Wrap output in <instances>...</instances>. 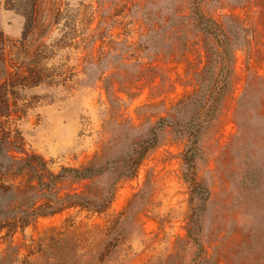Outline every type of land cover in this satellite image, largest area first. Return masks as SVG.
<instances>
[{"label":"rangeland","instance_id":"374dc122","mask_svg":"<svg viewBox=\"0 0 264 264\" xmlns=\"http://www.w3.org/2000/svg\"><path fill=\"white\" fill-rule=\"evenodd\" d=\"M0 35V187L53 211L0 264H264V0H0Z\"/></svg>","mask_w":264,"mask_h":264},{"label":"trees","instance_id":"16d2710c","mask_svg":"<svg viewBox=\"0 0 264 264\" xmlns=\"http://www.w3.org/2000/svg\"><path fill=\"white\" fill-rule=\"evenodd\" d=\"M211 26L207 29L209 34L217 36L219 40V44H221V51L219 53H213V56H217L219 58V69L214 68L213 62H210L208 69L202 75L201 83L203 84V90L196 97V106L201 115L203 110L206 109L207 115H212L217 109L218 104L220 103V99L222 98L226 86H227V78L230 73V46H238L239 43L236 42V37L230 39V35L226 32L224 27L215 25L211 22ZM1 36V35H0ZM215 63V61H214ZM244 98H242L243 101ZM244 105L241 104L240 110L238 111V117L242 115ZM187 105H182L180 110H186ZM202 125L198 124L196 130L186 131V134L190 137H196L199 133ZM193 155L191 156V158ZM0 159L5 160L6 164H0V173L7 174L12 171V159L10 156L6 154L5 147L3 143L0 142ZM191 175H193L191 173ZM193 181V179H192ZM42 190L50 188L49 184L42 183ZM197 189H201L202 193L208 192L206 189L202 187H196ZM21 201L20 205L18 201ZM47 208L46 211H40V209H36L32 207L28 202L26 194H16L15 191L8 187H0V219H8V218H18L23 223L27 222L31 217L36 215H45L50 214L48 210H51L52 207L50 205L45 206Z\"/></svg>","mask_w":264,"mask_h":264}]
</instances>
